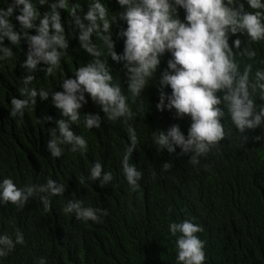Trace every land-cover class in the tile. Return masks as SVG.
I'll return each mask as SVG.
<instances>
[{
	"label": "trees",
	"instance_id": "16d2710c",
	"mask_svg": "<svg viewBox=\"0 0 264 264\" xmlns=\"http://www.w3.org/2000/svg\"><path fill=\"white\" fill-rule=\"evenodd\" d=\"M51 2V0H49ZM81 8V18L87 12L92 0H70ZM116 15L111 32L114 51L123 54L124 38L117 35L127 27L119 18L123 11L118 0H101ZM245 3L246 0H240ZM14 0H0V8L6 10ZM43 15L49 6L39 5ZM14 7L9 17L14 31L22 28L15 19L20 14ZM61 20L68 37L69 47L61 61V68L49 76L37 66L35 71L24 67L28 50L27 42L13 46L7 38L4 47H11L13 56L0 60V181L11 178L18 187L29 183L43 184L47 179L65 185L61 196L51 197V209L45 211L39 196L29 198L24 209L18 210L12 204H0V235L8 234L14 239L19 228L25 243L16 245L7 257L0 258V264H37L44 257L47 264H177L176 237L169 231V224L192 219L203 231L198 233L206 242L205 264H264V125L240 133L226 116L225 128H232L230 138L221 141L218 149L199 163L189 162L191 153L182 154L179 147L174 153L157 150L154 144L157 131L166 132L178 124L187 136L190 117L177 119L175 109L159 111V79L167 69L170 53H165L149 85L141 96L132 100L128 91L127 70L124 62H115L105 55L114 77L122 91L129 96V105L136 117L131 120L120 118L110 121L104 117L100 106L85 94L88 101L80 109L81 120L70 125L75 135H82L87 141V152L70 151L71 145H62L63 155L51 157L47 148L50 129L56 121L64 119L61 110L52 101V93L63 91L62 79L74 78L79 66L89 62L90 57L79 46L78 31L74 32L71 16L60 9ZM184 10L178 8V17L184 20ZM38 21L36 24L38 25ZM87 23V22H85ZM34 35L35 29L28 30ZM239 38L241 49L248 43L245 33L231 35L229 44ZM96 43L98 38L93 36ZM257 53L244 63L253 64V75L257 69H264V41L249 44ZM235 50V49H234ZM107 50L105 49V53ZM32 75L30 87L37 91L49 89L47 100L37 97L34 110H25L23 116L11 117V98H22L20 89L24 77ZM163 91L171 94V88ZM167 103V100H165ZM264 104V100L256 99ZM98 113L102 124L98 129L88 130L83 124V114ZM45 117L52 119L45 120ZM37 120H40L37 122ZM129 126L135 127L138 144L132 153V163L143 171L140 189L132 192L121 170V160L128 146ZM260 136V140H255ZM247 137L246 140L243 138ZM101 162L105 172H111L113 180L101 187L99 181L85 180L95 162ZM171 163L169 171L162 165ZM83 201L85 207L107 209L101 222L82 221L64 211L67 201Z\"/></svg>",
	"mask_w": 264,
	"mask_h": 264
},
{
	"label": "clouds",
	"instance_id": "9594fccd",
	"mask_svg": "<svg viewBox=\"0 0 264 264\" xmlns=\"http://www.w3.org/2000/svg\"><path fill=\"white\" fill-rule=\"evenodd\" d=\"M36 2L41 6L47 4L50 11L41 15ZM118 4L123 9L119 18L127 24L125 30L117 33L124 38L122 55L114 51L111 32L117 16H110L101 0H92L83 18L80 5L70 0H14L6 10L0 8V60L13 56L12 48L3 46L5 38L13 46L24 40L28 50L23 66L35 71L43 63L46 67L41 71L54 76L69 47L60 9L71 16L73 30L78 31L80 48L92 57L77 68L74 78L62 79L63 91L52 93L53 104L61 110L64 119L57 120V127L49 130L51 138L47 148L51 157L63 155L62 145H71L73 153L79 151L83 155L87 152L86 139L70 130L71 124L77 125L81 120L80 109L88 102L85 94L100 106L104 117L110 121L136 117L129 105V96L122 91L105 55L112 61L124 62L127 89L135 101L152 80L161 63L160 58L166 52L171 54L167 69L160 75L161 90L156 108L159 111L175 109L177 119L188 116L191 124L187 136L178 124L170 126L166 132L157 131L154 144L158 151L164 149L174 153L179 147L182 154H192L189 162L196 165L200 157H206L218 149L222 140L231 137L232 128L226 129L224 124L226 116L240 133L264 125V104L256 103L257 97L264 100V69H257L253 75V64L244 63L241 68L242 61L237 59L239 56L253 60L257 53L249 44L264 41V0H246L247 8L240 0H118ZM21 5L15 19L22 31L17 32L9 17L13 15L14 7ZM178 8L184 10L183 21L178 17ZM30 29H35L36 34L30 35ZM237 33H245L248 37L243 49L239 38L232 41L231 46L229 44L230 34ZM93 36L98 38L99 44ZM32 81V75L24 77L20 89L22 98H11V117L34 110L37 97L48 99L49 89L37 91L30 87ZM165 86L171 88L170 95L163 91ZM44 119L50 121L52 118ZM83 124L88 130L98 129L102 118L98 113H86ZM127 132L130 143L124 150L121 170L130 190L137 192L143 171L132 163L131 157L138 144V135L133 126H129ZM171 167V163L165 162L162 170L167 172ZM86 179L99 181L104 187L113 180V175L110 171L105 172L101 162L97 161L88 177H80V183ZM65 190L64 184L53 179H47L43 184L29 183L18 187L13 179L4 178L0 181V204H12L20 210L29 198L38 195L47 212L51 209L50 198L63 195ZM64 211L75 214L79 220L97 223L108 214L107 209L85 207L83 201L77 199L68 200ZM169 231L176 237L177 264H205L206 242L198 236L203 231L199 224L184 219L170 223ZM24 243L19 228L14 232V239L8 234L0 235V258L7 257L16 245ZM37 264H47L46 259L39 258Z\"/></svg>",
	"mask_w": 264,
	"mask_h": 264
}]
</instances>
